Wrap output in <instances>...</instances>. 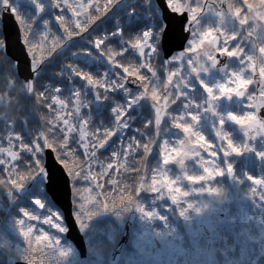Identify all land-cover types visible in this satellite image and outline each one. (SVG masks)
I'll return each mask as SVG.
<instances>
[{
    "label": "snow or ice",
    "instance_id": "obj_1",
    "mask_svg": "<svg viewBox=\"0 0 264 264\" xmlns=\"http://www.w3.org/2000/svg\"><path fill=\"white\" fill-rule=\"evenodd\" d=\"M115 2L116 0H105L103 8L96 4L97 17L104 16ZM144 2L148 3L150 0H144ZM45 3L50 4L51 13L55 9L65 7L71 10L76 28L80 33H84L86 26L93 20L89 14V9L93 7V0H89L88 4L79 5L66 3V0H0V21L5 19V14H10L19 29L17 42L24 56L23 71L31 70L34 73L38 65L46 58L54 56L53 53L59 55L65 51L71 37L79 34L70 31V28L65 26L66 20L62 14L56 15L55 19L63 29L65 34L63 38L57 37L51 31L49 19L44 18L40 21L43 31L40 30L41 27L37 28L36 23L39 20V14L45 8ZM225 3L227 11L224 10ZM243 4L247 5V10L242 12L243 5L233 0H214L212 3H207L206 0H160L157 8L160 10L159 19L163 23L156 28L146 29L138 35L122 39L118 47L119 51L114 47L105 48L109 36L115 33L96 39L93 47L98 50L101 59L105 60L106 57L107 64L110 66L102 76L94 78L91 72L82 70L76 65H68L72 73L80 77L82 81H86L84 90L73 89L71 91L74 97L72 111H67L68 103L65 99L59 98L60 89L38 91L33 82L27 79L17 80L13 69L21 70L20 58L9 54L10 43L6 37L0 36V81L8 89L9 97L12 93L21 97L23 92L27 91L35 95L37 101L46 103L48 94L51 93L52 103H46V107L50 112L53 110L56 112L55 122L45 121L49 125L47 131H40L31 141V146L24 143L20 135L13 136L15 122L10 121L5 113L4 120L9 128L6 137L9 147H0V153H6L11 161L0 160V164L18 162V153L12 150L13 139L19 141L22 151L28 153L29 158L25 161V172L20 173L19 179L0 181V184H3L9 195L13 190L21 189L28 179L35 176L44 177L49 184L51 177L46 172L43 156L44 150L51 148L56 151L57 158L64 164L67 177L71 181L72 196L83 201L77 200L80 215L76 216L82 228L87 219L94 214L89 210V204L97 203L106 209L117 206L115 199H112L111 203L108 202V198L112 197L113 193L105 194L102 200V193H97L95 196L86 195L93 189L81 188L77 185L91 181L96 182L97 188L103 189V185L98 183V175L93 172V166L96 164L103 169L99 175H112L108 169H111L113 165L109 164L105 168L96 155L97 146L86 142V137L92 135L87 132V128L92 123L93 101L97 105H102L111 99L113 92L123 91L127 98L126 101L124 103L114 102L111 108L116 128L103 134L104 139L99 141V147L105 145L109 137L113 135V131L118 130L121 134L129 126L131 118L128 112L132 105L144 99L150 102L154 112V121L149 119L143 129H134V132L146 142L141 145L140 139L133 135L128 138L125 145L121 138L119 149L112 153L116 164L121 168H127L126 163L120 162L119 154L123 153L126 159L129 153L138 152L141 147L143 148L144 175L139 177L140 187L134 191L137 192L143 188L161 195L166 194L174 203H178L188 195V192L178 183L181 179H186L192 191L219 194L220 190L215 187L197 189L192 186L223 175L224 169L217 163L218 157L227 158L233 154L241 155L245 151H254L247 142L236 143L230 132L226 130V123L232 122L246 139L264 135V115H258L264 108V23H261L264 22V0H260L258 5L252 0H243ZM85 16L88 18L84 21L85 26L82 27V17ZM169 34L185 44L179 53L172 56H168V51L164 50L161 43L162 38ZM49 36L53 38L50 46ZM38 49H47V56L37 55ZM124 56L132 57L133 62L119 63V58ZM177 64L179 66L174 67ZM158 66L167 75L163 84H161L157 71ZM173 67L174 70L170 72L169 70ZM120 68L123 69L122 73L118 71ZM144 69L150 75L141 74V70ZM217 74L218 78H216ZM129 84L135 85V89L130 88ZM197 89H199L198 95ZM89 90L92 93V100L88 99ZM233 98L241 103V110H222V104L231 102ZM161 101H163L162 104ZM178 102L181 103L174 109L173 106ZM85 109L88 113L86 116L83 115ZM174 111L179 114L173 115ZM204 117L212 118L215 139L210 140L201 131L200 123ZM41 119L44 120V117L41 116ZM74 120L78 121V127L73 123ZM102 126L103 121L97 126V133ZM148 129H151V132L147 131ZM170 129L176 131L171 138H168L167 133ZM77 132H79L78 138ZM181 134L182 138H179ZM41 139L43 144L40 143ZM174 139L175 146L169 147ZM74 144L83 146L85 159L78 158ZM157 145L159 146V160L155 167L149 169L148 158ZM89 152L91 155H88ZM256 155L264 157V152L258 151ZM70 160L71 163H69ZM190 161H195V164L202 170L201 174L188 173L187 164ZM225 162L227 171L231 175L233 165ZM172 164L180 170L179 175L171 174L169 165ZM149 171H151V183H148ZM19 172L20 170L13 164L9 176H16ZM139 172L140 169H137L136 173L139 174ZM247 179L253 185H264V178L248 175ZM108 183L112 186L117 185L114 179ZM124 190L128 191L127 187ZM252 191L255 192L256 189L253 188ZM131 201V195L122 196L119 206ZM34 203L43 207L38 199L34 200ZM187 208H193V204L187 203ZM138 210L143 211V208H138ZM186 210L182 208L181 215ZM195 210L200 211L199 208ZM20 213L19 218H14V224L19 236L27 244V248H23L21 255L25 264H37L33 256L38 253L47 255L48 252H55L59 259L67 256L68 250L60 248L59 240L46 232L35 237L38 247L34 248L31 235L34 225L31 222L39 221L41 216L24 208L20 209ZM147 214L151 215V213ZM43 224L60 232L65 231L61 226L59 215L51 212L43 216ZM41 244L43 247H39ZM29 253L32 255L30 256Z\"/></svg>",
    "mask_w": 264,
    "mask_h": 264
},
{
    "label": "rangeland",
    "instance_id": "obj_2",
    "mask_svg": "<svg viewBox=\"0 0 264 264\" xmlns=\"http://www.w3.org/2000/svg\"><path fill=\"white\" fill-rule=\"evenodd\" d=\"M98 1L99 0H93V5L98 4ZM66 3L75 4V5L88 4L89 0H66ZM153 6L154 5L152 4L151 0L148 3H145L144 0H120L118 5H117L118 10L114 13L112 18L108 22L105 23L107 26L104 27L103 32L100 29V31L98 33L97 32L93 33V32L96 28H98L99 25L98 26L93 25L94 28H92V27L88 28L89 24L86 26V31L84 33H80L79 29L76 28L75 18L73 17V14L69 13L67 7H65L63 9H55L53 17L50 18L49 20L51 22L55 23V25L57 26V30L59 31L58 32L59 35L64 37L65 34L63 33V29L60 27L59 22L55 19V16L58 14H62V15H64L65 20H66L65 26L69 27L70 31H75L76 33H79L78 35H76L77 39H78L77 41L79 42L80 46L82 45V47H80V48H78L77 46L76 47H69V46H71V44H69L65 50L66 52L63 51L65 53V55L58 57V59H57L58 64L52 66L51 68H48L49 70H51L53 77L55 76L56 79L61 78L59 81H56V79L54 81H50V79H48V77H47L48 74H46V73L44 75L40 74L39 70L43 64L38 65L37 70L34 73L32 72L33 77L30 78L29 81L34 83V86L38 91H45V90L56 89V88L60 89L59 98L65 99L66 102L68 103L67 111H72V103H73L74 97L72 96V93H71L72 90H70V88L75 86L74 89H77V87H79V89H85L86 81H82L80 79V77H78L74 73H72L70 71V69L68 68V65L72 64V65H76L77 67L81 68L82 70H86V71H88V70H87V67L83 66V64L80 63L78 60L71 59V56L75 55V57H77V56L81 57L80 60H83L85 63H87L91 60L98 61V63L102 62L104 59H101L100 55L98 54V50H96L93 47L94 41L98 38H102L104 35H109V34L115 33L114 35H110L111 37H113L115 39L110 38V39H108V41H113L114 46H112V47L116 48V47L120 46L122 38H120L119 36L124 35L125 30H126V33H129L130 37H131V36L138 35L140 32H142L146 29H150L147 27L140 29L139 25H141V24L138 25V23L136 21L138 19L144 18L146 25L151 24L152 23L151 21L154 17L151 14H149L148 11L154 10ZM245 6H247V5L243 4L242 12L247 10V8L246 9L244 8ZM50 8H51V6H50ZM39 16H41V13L39 14ZM87 18L88 17H86V16L82 17V21H81L82 27L85 26V25H83V20H86ZM132 20H134L136 22V26H138L135 29L127 28L128 24H130V22ZM236 23L238 26V21ZM261 23H264V22H261ZM50 28H51V31H54V30H52L51 24H50ZM130 29H132V30H130ZM96 30H98V29H96ZM55 31H54V34H56ZM107 47H111L110 42H107V44L105 45V48H107ZM83 50H87V51L85 52ZM116 50H117V48H116ZM117 51H119V48ZM176 53H179V52H176ZM97 55H99V57ZM72 60H74V61H72ZM175 66L178 67L179 65L177 64ZM53 67H56V68H53ZM99 70L100 69H98L97 72H102V70H100V71ZM13 72H14L17 80L23 81L19 78L18 73H17V69L14 68ZM216 78H218V74H217ZM37 80H38V82H37ZM62 80H65V81H62ZM39 81H43V89L44 90L39 89L40 88ZM67 81H68V84H67L68 87L66 88V91L70 90V97H69V95H67V93L65 91V82H67ZM82 86H84V87H82ZM250 87H253V86H250ZM89 91L87 94H90ZM121 92H123V91H121ZM4 99L11 101L10 105L6 109L9 110L11 108L14 112L20 113L23 118L26 116L34 115V113L37 114L39 112V110H37L39 105H43V104L46 105V103H49V104L52 103L51 93L48 94V100L46 103H43L42 101H37L36 96L32 95V93L27 92V91H24L23 94L21 95V97H17L15 95V93H12L11 97H9L8 89L5 87L3 82L0 81V103H2V101ZM126 99L127 98H125L124 100H121L119 102L124 103L126 101ZM12 100H13V102H12ZM89 100H92V99H89ZM110 100H112V103H113L114 98L111 97ZM233 102H234V100H232L230 102L232 111L234 109ZM245 102L247 103V101H245ZM92 104L97 105L96 103H92ZM101 107H102V105H101ZM112 107H113V104L110 105V111H111ZM53 109H55V105H53ZM239 110H241V106L239 109H236L234 111H239ZM0 112L2 113V108L0 109ZM86 114L88 115L87 110L85 109V110H83V115L86 116ZM55 117H56V112H55V110H53L52 112L49 113V118H50V120L55 122ZM139 119L144 120L145 123L147 122L146 116L143 114H141L138 117V120ZM132 121L133 120L131 118L129 120V126H130V123H132ZM153 121H154V115H153ZM210 122H212V118H211ZM73 123H75L77 125V127L79 126L78 121L74 120ZM25 124H27V121L25 122ZM228 124L233 125V128H231L230 130H233V132L235 131L238 135H241L242 136L241 138H243V142L249 143L251 145V147H252V144L255 142V140H260V141L264 142V135L256 136L254 139H246L244 137L243 133L239 130V128L236 127L232 122L229 121ZM3 125L6 128H8L6 126L5 122H3ZM94 125H95L94 121L92 120L91 125L87 128V132L92 134L91 136H89V139L91 140L92 143L89 141L88 137H86V142L89 143L90 145H93V144L96 145V143H99L100 138L102 137L103 133H105L104 131L106 130V128L104 126H102L100 128L99 133L95 132L96 135H99V134H101V135L98 137H95V134L92 133ZM134 126L136 128L138 126V124H136V122H135ZM1 128H2V134L0 135V147L3 148L5 146H7V148H8L9 144L6 145L4 142H8L6 137L8 135L9 128L6 131H5L6 128H3L2 126H1ZM172 133L173 132L170 129V131L167 133L168 138H170L169 136H171ZM17 134L20 136L31 138L29 141L24 140V143L29 144L30 146H31V141L33 140V138L35 136H37V135H35V136L31 137L30 132H27L26 134H22L19 131L13 130V136L15 137V135H17ZM78 136H79V132H78ZM179 138H182V134ZM12 146H14L16 148V152L18 153V156L20 157L21 153H23V151L21 149L19 141H17L16 139H13ZM172 146H175V139L173 140V143L169 145V147H172ZM117 150H118V147H114L112 149V153H113V151H117ZM245 152L253 154V151H245ZM139 153L141 154L142 157L144 156V152L141 149H139L138 152L133 153L132 158L127 160L130 164V168H128L127 172H130V173L132 172V167L134 166V160L138 159ZM26 154L29 156L28 153H26ZM19 157H18V159H19ZM97 157H98L99 161L103 162L105 168H107V166L109 165V162H112V160L114 159L113 157L111 158L110 156H106V157L97 156ZM119 157H121V156H119ZM205 158L206 159L208 158L206 153H205ZM154 159H155V163H153V164H156L157 161L159 160V155L156 156V158H154ZM257 159H258V157H257ZM0 160H7V159H5L3 153H0ZM125 161H126V159L123 155V160L121 163L124 164ZM190 162L195 163V161H190ZM240 162L246 163V162H244L243 159ZM217 163H218V159H217ZM112 165H113V167H115L114 164H112ZM12 167H13V164H10V163L0 164V174L2 172L3 175H5L6 173L9 175V172L12 171ZM15 167H16V165H15ZM196 167L199 168L197 165H196ZM169 168L171 169V174H174L173 176L177 175V172L178 173L180 172V170L174 164L169 165ZM120 169H121V167L118 166L117 167V175H118ZM189 170H190L189 164H187V171H189ZM226 170H227V168H226ZM101 171H103V169H101ZM233 172H234L233 179L237 181V186L230 187L227 195H225L226 192L221 191L222 188L220 187V184L222 183L223 179L224 178L226 179V173H223V175L216 176V177H214L211 180H208L206 182H201V183H198V184L192 186V187H195L197 189L204 188V187H215V188H218L220 190L219 194H215V193L210 194L206 191H192V190H190V186L188 184V181L186 179L185 180L181 179L178 183L180 184L181 187H183L185 189V191L188 192V195L185 196L183 199H181L178 203H176V205L174 207H166V209H167L166 214L164 213L161 216L157 215V217H153L152 215H146L145 216V213H147L146 211H148V210H144L143 213H140L138 211L137 216H136L137 219H136L134 226H133L134 232L131 236V242H130L129 247L126 250L127 252L124 256V258L126 259L124 264H148L147 263L148 261H154L157 264L161 261L167 262V264H193L192 262H189L190 255L187 254L188 248L186 247L185 244H183V234L185 232H188L187 234H191V233L195 234V232H194V229H195L194 228V219H195L196 214L200 213V214H203V215H206L207 217H209V219L213 223V227L215 229V232L222 233L221 232L222 228H224L226 226H230V228H231V226H233V225H231V223L233 224V220L230 221L229 220L230 218H225V220L219 224L217 222V220L214 219L215 214H217L219 211L224 212L225 215H229L227 211H230L231 208H233L234 210L241 209V207H239V206L236 207L234 205H240L243 203H250V200L253 203V198L254 197L256 198L259 196H260V201L258 202V207L264 208V185H259L257 188L256 186H254L251 183V181H249L247 179L248 175L255 176V177H259L261 175V177L263 178L262 173H264V166H262V171L260 169L256 173H252L246 168H240L238 170H234ZM193 174H197V173H193ZM120 180L123 181V183L121 185L122 187H124L122 189V192L125 193L124 189L126 187H127L128 191H131L130 189L132 187L130 184L129 176L126 177V180L125 179L124 180L120 179ZM149 180L151 183V176L149 177ZM185 184H187V185H185ZM238 185L243 190H245L246 194L243 195L242 193H240L238 191V189H237ZM253 188H255L257 191V192L255 191L256 195H255V192L252 191ZM139 191H137V192H139ZM152 193L156 199V201H155L156 205L158 203H160V201L162 202L163 195H161L160 193H155V192H152ZM245 195H247L246 196L247 199L245 198ZM261 200H263V203ZM131 202H132L131 209L135 210V208H134L135 207V201H131ZM183 202L192 203L193 208H187V205H183L184 207L179 206V204L182 205ZM232 205H233V207H232ZM182 208H186L187 210L185 211V213L183 215L178 214L179 219H177L175 217L174 213L176 211L180 212V210ZM196 208H199L200 211L197 212L195 210ZM152 211H154V208H152ZM243 217L244 216H241V217L235 216V218H236L235 227L241 229V233H242V230L244 228V223H245V220ZM17 218H19V216ZM155 220L159 224V225H157L156 230H154L153 226L151 225V223L154 222ZM170 221H173L175 224H177L180 221L181 223L184 224V228L175 226V225L171 224ZM11 223L14 225V219L11 220ZM0 225H1V221H0ZM187 225L189 226V228ZM252 225H257V224H252ZM101 230H103V229L96 228V231H95V234L99 235V237L101 236V234H100ZM11 232L13 234H15L14 230H12ZM243 232L249 236L248 243H253L255 240H257L256 242L259 245V248H261L262 251L264 252V246H263V243H264V227L258 228L253 233L247 232L245 229L243 230ZM0 233H1V227H0ZM104 236L109 241L113 239L111 233L108 235H104ZM258 238H260L261 240H258ZM156 239L158 241H160V243H161L160 250H156V248H155V240ZM97 242H98V240H95V243H97ZM245 243H247V242L245 241ZM94 245L96 246V244H94ZM197 245H199V242L197 243ZM152 246H153V248H152ZM147 247L149 249H146ZM97 248H98V246L94 247L95 250ZM203 248L204 249L199 250L197 252L198 254L202 255V259L199 260L198 262H196L195 264H203V261H204V264H226V262H221L220 258L218 256H216L218 247H217V249L214 246L210 247L211 252L214 254V257L212 258L211 261H209L207 253L204 252L206 248L205 247H203ZM213 248H215V250ZM153 249H155V250H153ZM222 252L225 253L226 250L222 249ZM72 253H73V250H72ZM82 264H88V263L82 262Z\"/></svg>",
    "mask_w": 264,
    "mask_h": 264
},
{
    "label": "trees",
    "instance_id": "obj_3",
    "mask_svg": "<svg viewBox=\"0 0 264 264\" xmlns=\"http://www.w3.org/2000/svg\"><path fill=\"white\" fill-rule=\"evenodd\" d=\"M100 1L105 2V0H100ZM119 1L120 0H116V2L112 5V7L104 14V16H101V17H97L96 8H95L96 4L93 5V7H91L89 9V14L93 17V20L89 24L88 28H90V27L94 28L93 25H96V26L99 25L98 28H96L98 30L95 29L93 33H96V32L98 33L100 31V29H101V31H103L104 27L107 26L105 23L108 22L112 18L115 11L117 10V5H118ZM233 2H238L240 5H243V0H233ZM252 2L255 4H258L260 2V0H252ZM152 4L154 5L153 8L155 9V12H153V10L152 11L147 10L148 13L154 17L151 21L152 23L149 25H146L144 18L138 19L136 22L138 23V25L141 24V25H139L140 29L146 28V27L147 28H156L159 26L160 23H162L161 20L159 19L160 14L158 12V8H156V5L154 2H152ZM98 5L101 8L104 7V4H102V3H100ZM242 10H243V8H242ZM53 15H54V12L51 13L50 5L48 3H45V8L41 12V16H39V20L36 23V27L37 28L41 27L40 30L43 31V28L41 26L40 21H42L44 18L50 19L53 17ZM84 21L85 20H83V25H85ZM136 22L130 24L127 28H132V29L137 28L138 26H136ZM101 24L103 25L102 28H100ZM51 26H52V30H54V31L56 30L55 35L57 37L63 38V36L59 35V33H58L59 31L57 30V26L55 25L54 22H51ZM132 29H130V30H132ZM54 31H52V32L54 33ZM0 36H1V32H0ZM128 36L130 37V34L126 33V30H125L124 35H121L119 37L122 39H127ZM110 38L115 39V38L109 36L108 39H110ZM52 39H53L52 36L48 37L49 46L51 45ZM38 40L39 39L37 37V42H38ZM77 40H78L77 36L74 35L71 37V41H69V42L65 41V42H68V45L71 44V46H69V47H76V46L78 48L82 47V45L80 46V44ZM107 42H110L111 47L114 46L113 41L107 40ZM257 43H258V47H259V41ZM258 47H257V53H258ZM116 48L118 50V47H116ZM37 55L47 56V49H42V50L38 49ZM53 55L54 56L46 58L41 63L43 65L39 70L40 74H42V75H44L45 73L48 74L47 77H48V79H50V81H54L56 79V77L55 76L53 77L51 70H49L48 68H51L52 66L58 64V60H57L58 57L65 55V53L62 52L59 55H55V53H53ZM97 56L99 57V55H97ZM78 61L82 62L83 60L79 59ZM118 62L123 63V64H128L130 62H133V58L130 56L120 57ZM154 63H156V62L154 61ZM109 66L110 65L107 64L106 58H105V60H103L100 63H98V61L91 60V61L87 62V65H86L88 71L93 74L94 78H99L100 76H102L103 75L102 72L107 71ZM174 67H177V66H174ZM174 67H173V69H170L169 71L171 72L172 70H174ZM53 68H56V67H53ZM98 69L102 70V72H97ZM118 71H120L122 73L123 69L120 68ZM157 71H158V74H159L160 79H161V84H163L164 81L167 79V75L163 71V69L160 68L159 66L157 67ZM141 74L150 75V73H147L146 69L141 70ZM56 81H57V79H56ZM37 82H38V80H37ZM39 85H40L39 89L44 90L43 89V81H39ZM67 87L68 86L65 83V91H66ZM89 92H90V94H87V95H88V97L92 98V93H91V91H89ZM66 93L70 97V90H67ZM198 93H199V89H197V95H198ZM111 97L114 98V101H116V98H119L120 100H124V99H122V98H124V96L121 94V91L113 92L111 94ZM12 102H13V100H12ZM111 102H112V100H107L103 103L105 112H107V113L111 112L110 111V105L113 104ZM43 103H45V102H43ZM180 103L181 102H178V104L173 106V108L174 109L177 108ZM238 103H240V102H238ZM234 104H236L235 101L233 102V105ZM221 107H223V109L225 111L228 109L230 111H232L230 102L227 104H222ZM233 107H234L233 111L240 108L238 104H236V106H233ZM1 108L3 109V106L0 105V109ZM37 110H39V112L37 114L34 113V115L26 116L27 118L24 117V119H25L24 123L21 124V129H23V127L25 126L24 129L31 133V137H33L37 134L36 130H38V128H40L43 131L49 127V125H47L45 123V121L50 120L49 109L46 107V105L43 104V105H39ZM0 114H1V112H0ZM141 114L146 116V121L149 119H153L154 112L152 111L151 106H150V102L147 99L140 100L138 104L132 105V107L129 109V112H128L129 117L132 118V120H133L132 123H130V126H128L126 129H124L121 134L119 133V131H116L114 136H113V140H118L119 142H121V138H123L125 145H126L128 138L130 136L135 135L138 139H140L141 145H143L146 141L144 139L140 138L138 133L134 132V129H136V128L143 129V126L145 124L144 120L143 121H141L140 119L138 120V117ZM178 114H179L178 112H175V111L173 112V115H178ZM41 116L44 117V120L41 119ZM111 116H112V114H111ZM14 118L17 119L18 128H20L21 119L17 116H15ZM204 118L208 119L210 117H204ZM204 118H202V119H204ZM26 121H27V124H25ZM135 122H136V124H138V126L136 128L134 126ZM169 123H171V122H169ZM0 125H2L1 121H0ZM153 127H154V123H153ZM171 130L173 133L171 136H169L170 138L174 135V133L176 131L175 129H171ZM147 131L151 132V129H148ZM212 132H214V131L211 127V133ZM230 133H231L232 138L234 139V141L236 143H241V144L244 143L243 138H241L242 137L241 135H238L235 131L233 132V130H231ZM167 137H168V135H167ZM73 147L77 148V156L79 159H85L86 158L85 154L83 153L81 148L78 147V145L74 144ZM252 148L254 149L253 154L243 152L241 155L233 154V155L226 158V160L233 165V170H238V169L243 167L244 163L240 162L242 159L244 160V162H245V158L249 159L247 162H249V161L251 162L252 160H255L256 152H258V151L264 152V142H262L260 140H255V142L252 144ZM140 149H143V148L141 147ZM105 153H103V154H105ZM132 155H133V153H129V155L127 157L128 160L130 158H132ZM158 155H159V147L157 145V147L154 149L152 156L150 158H148L149 169L151 167H155L156 164H153V163H155L154 158H156V156H158ZM97 156H100V155H97ZM122 157H123V155H121V157H119V159ZM143 157L139 153L138 159L134 160L135 164H141L142 166L141 167H138V166L132 167V172L130 174V179H129L131 187H132L130 189L131 190L130 195L132 196V201H135V208H137V210H138V208H143V211L138 210L140 213H143L144 210L149 211V209H151V212L154 215L160 214V213H163V210H164L163 206H165V207L167 206L165 202L162 203L163 206L160 205V203H158L156 205L155 204L156 199L153 196V193L152 192L150 193L146 189L142 188L139 192L134 191V189L140 187L139 177L142 175V171L144 169ZM219 160H220V164L222 165L224 162V159L220 157ZM114 164H115V167L108 169V171L112 172L111 176H108L107 174L99 175L102 172L101 167L99 166V164L93 166V172L98 175V183L103 185V189L97 188L95 186L96 182H91V181L88 183L81 182V184L77 185L78 187H81V188L93 189V191H91L90 193H87L86 195L95 196L97 193H102L101 199L103 200L105 194L113 193V196L108 198V202L111 203L112 199H115L117 201V206H114L111 209H106L102 205L97 204V203H91L88 206L89 210L94 213L89 219H87V221L85 222V226H84V227H86V231L88 232L87 234H90L89 239L86 237V239L89 240V242L87 241L88 242V250H89L88 255L89 256H88L87 260H85L86 262H88V264H107V254H108L109 250L115 244L113 240H110V241L107 240L103 234H101L100 237H99V235H96L95 234L96 228L103 229L105 233H109V234L119 232L120 227L117 228V226H116L117 221L115 219H119L118 216L120 214L126 213L129 210V208L132 206V202H125L123 205L119 206V201L122 198V196H127L128 193H127V191H125V193L122 192V189L124 187L121 186L122 183L119 182V179H118V175H117L118 165L116 164V161L114 162ZM188 164H189V169H190L188 171L189 174H193V173L200 174L201 173L202 170L197 168L195 163L188 162ZM254 165H255V163L251 164V166H254ZM258 167H260V166H257V164H256V168H258ZM137 169H140L139 174L136 173ZM23 172H25V169H23L19 173H17L16 176H13L10 178H7L6 177L7 174L5 176L1 172L0 181H10L11 179H19L20 173H23ZM119 173H121V172L119 171ZM149 175H151V171L148 172V177H149ZM172 175H174V174H172ZM177 175H179L178 172H177ZM113 179L117 181L116 186L109 185V183H108V181H111ZM185 185H187V184H185ZM220 187L222 188V192H224L226 189H229L225 179H223L222 183L220 184ZM5 191H6V189L4 188L3 184H0V217L2 218V223H1V230L2 231L0 233V239H1L0 264H13V262L16 260H23V258L21 257L22 250H23V248H27V244L24 242L23 238L19 236V233L16 231L15 224H14V227H12L13 224L11 223L12 219L18 217V214H16V203L21 204L22 208L27 209V210L31 211L32 213H34L38 216H41L39 221L31 222L34 225V231L31 234L34 248L38 247L36 244V241H35V237L38 235H41L43 232H46L49 235H52L59 240L60 248L68 250L67 256H65L63 259H59L55 252H48L47 255H44L42 253H38L37 255L33 256V259H35L37 261V264H82L83 260L79 259L75 252L72 253L73 249H72V247H70V243H68V241L65 240L64 232H60L57 229L52 228L47 224H43V216L48 215L49 212L53 213L56 211V212H58L57 215H59V217H60V223L63 226L64 223L61 219L62 218L61 213L59 211H57L55 208H52L53 210L48 211L49 210L48 206L40 208V207L34 205L33 202L32 203H31V201L29 202V200L27 199V197L32 195V194L38 195L40 197H47V195L43 191V187H42L41 183H40V185L34 184L31 187V189L29 190V192L22 197H17L14 195V201L16 203H14V205L10 209H6L4 202H3L2 194ZM255 199L256 198L254 197L253 201ZM77 200L79 202H83L79 198L73 197L74 211L76 213L75 214L76 216L80 215L79 203L77 202ZM251 202L252 201L250 200V203ZM183 205H187V202H183L182 205L179 204V206H181V207H184ZM242 205L251 206L248 203H243ZM167 207H169V206H167ZM152 208H154V211H152ZM248 209H249V207H246L245 209H243V211L246 210L248 212L249 211ZM148 211H146V212L148 213ZM147 213H145V216L148 215ZM175 213H177V215L181 214V212H179V211H176ZM54 214H56V213H54ZM152 224H153V229H156V227H157L156 224L153 222H152ZM79 225H80V223H79ZM80 227H81V225H80ZM10 229L14 230L15 234H13ZM223 232H224V229H223ZM240 238L244 239V236L241 235ZM94 239H97V240L99 239V242H101V244H96V246H98V248H97L98 252H96L94 249V247H96V246H94V244H95ZM213 243H214L215 247H218V254L217 255L220 258L221 262H226V264H230V262L232 264H241L240 263L241 255L239 253L233 251V249H236V247H238V251H244V246L242 244L235 242L234 245H231L229 243L228 239H223L221 236H219L218 232H216L213 236ZM39 247H43V244H41ZM233 247H235V248H233ZM222 249H225L226 252L223 253ZM29 255L31 256L32 254L29 253ZM258 264H261V262H259Z\"/></svg>",
    "mask_w": 264,
    "mask_h": 264
},
{
    "label": "water",
    "instance_id": "obj_4",
    "mask_svg": "<svg viewBox=\"0 0 264 264\" xmlns=\"http://www.w3.org/2000/svg\"><path fill=\"white\" fill-rule=\"evenodd\" d=\"M156 3H160V0H155ZM207 3H212L214 0H206ZM224 10L227 11V5L225 3ZM69 13L72 14V11L69 10ZM2 29H3V35L7 38V40L10 43L9 46V54L14 57L20 58L21 63V70L18 69V74L22 80H28L32 78V72L31 70L23 71V61L24 56L21 54V47L19 46L17 42V36L19 29L16 26V22L13 17L10 16V14H5V19L2 21ZM164 50L168 51V56H171L174 52L180 51L181 48L185 47V44L183 42L177 41L171 34L168 36H165L162 38V42ZM168 58V57H166ZM223 59V58H221ZM258 78V77H257ZM134 79V78H130ZM131 88H135L136 86L133 84H129ZM259 97V95H257ZM163 103V101H162ZM258 115H264V108L261 109L260 113ZM102 147H100L101 149ZM10 158V157H9ZM11 160V158H10ZM44 166L46 169V172L51 177V181L48 184V182H45V190L50 197V199L53 201V203L61 210L63 214V220L66 224L67 230H66V238L70 240L76 247L77 252L81 258L86 256V247L84 244L83 236L81 235L76 221L74 219L73 213H72V200H71V189H70V183L69 179L60 163L57 162L56 158L54 157L51 150H45L44 153ZM25 189H18L17 192L20 194ZM166 199L171 203L174 204V202L169 198L168 195H166ZM135 212H131L128 216V219L124 225L122 236L116 245L115 249L112 251V254L109 259V264H116L119 258L120 251L126 244L129 236V231L131 228L132 223L135 220ZM217 219L221 221L223 219V215L219 214L217 216ZM196 229L198 233L202 234L205 237V240L207 242V245H210V235L213 229L212 224L209 222V220L201 215L196 216L195 220ZM209 261H211L212 256L210 253H207ZM15 264H25V261H16Z\"/></svg>",
    "mask_w": 264,
    "mask_h": 264
},
{
    "label": "flooded vegetation",
    "instance_id": "obj_5",
    "mask_svg": "<svg viewBox=\"0 0 264 264\" xmlns=\"http://www.w3.org/2000/svg\"><path fill=\"white\" fill-rule=\"evenodd\" d=\"M15 150H16V148L14 147V146H12ZM6 176V175H5ZM7 177V176H6ZM7 178H9V177H7ZM40 181V182H39ZM44 181H45V179H44V177H42V176H37L36 178H34V179H28L27 180V182L23 185V187L25 188V191H26V189L28 188V189H30L34 184H36V185H40V183H41V185H42V187H44ZM27 189V190H28ZM14 190L12 191V193H11V195H9L8 194V192L7 191H5L3 194H2V196H3V202H4V205H5V208L6 209H10L13 205H14V203H16L15 201H14ZM127 193H128V195H130V193H129V191H127ZM16 196V195H15ZM22 208V206H21V204H19V203H16V213L17 214H19V215H21V213H20V209ZM120 223H122V220H121V222ZM122 225H123V223L121 224V229L119 230V232H118V235H117V237H116V240L117 239H119L120 238V235H121V233H122ZM132 230H133V226H132V228H131V231H130V236H129V239H128V242L130 243L131 242V236H132ZM88 232H86V234H87ZM85 237V236H84ZM86 237L89 239L90 238V234H87L86 235ZM95 240H97V239H94V243H95ZM87 241V240H86ZM118 241V240H117ZM98 243V242H97ZM196 250V249H195ZM195 252V251H194ZM196 253V252H195ZM196 256L200 259L201 258V256H200V254H196ZM193 261L194 262H196V259H193Z\"/></svg>",
    "mask_w": 264,
    "mask_h": 264
}]
</instances>
